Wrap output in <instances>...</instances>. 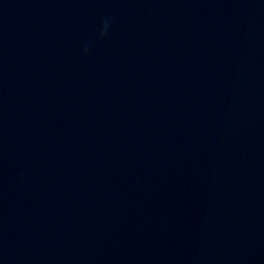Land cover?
<instances>
[{"label":"clouds","instance_id":"obj_1","mask_svg":"<svg viewBox=\"0 0 264 264\" xmlns=\"http://www.w3.org/2000/svg\"><path fill=\"white\" fill-rule=\"evenodd\" d=\"M107 31V27L106 25L101 29V32H100V37L103 38L105 32Z\"/></svg>","mask_w":264,"mask_h":264}]
</instances>
